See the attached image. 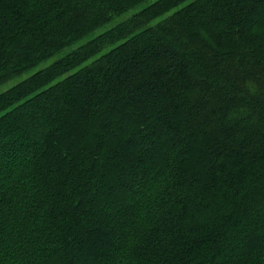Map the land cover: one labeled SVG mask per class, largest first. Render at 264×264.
I'll use <instances>...</instances> for the list:
<instances>
[{
    "label": "trees",
    "instance_id": "1",
    "mask_svg": "<svg viewBox=\"0 0 264 264\" xmlns=\"http://www.w3.org/2000/svg\"><path fill=\"white\" fill-rule=\"evenodd\" d=\"M3 86L0 264H264V0H0Z\"/></svg>",
    "mask_w": 264,
    "mask_h": 264
},
{
    "label": "rangeland",
    "instance_id": "2",
    "mask_svg": "<svg viewBox=\"0 0 264 264\" xmlns=\"http://www.w3.org/2000/svg\"><path fill=\"white\" fill-rule=\"evenodd\" d=\"M144 6H146V4L140 5L138 9L140 10V9L144 8ZM51 62H52V59L49 60V61H47V62H45V63H42L40 66H38V67L32 69V70L29 71L28 73H26V74H24L23 76L19 77L17 80H21V79H23L24 77L31 75L32 73H34V72H35L36 70H38L39 68L44 67V66H47V65L50 64ZM4 88H6V86L1 87V88H0V91L3 90Z\"/></svg>",
    "mask_w": 264,
    "mask_h": 264
}]
</instances>
